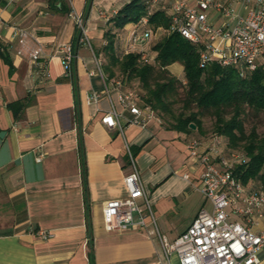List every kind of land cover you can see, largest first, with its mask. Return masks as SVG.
Here are the masks:
<instances>
[{"label":"crops","instance_id":"crops-1","mask_svg":"<svg viewBox=\"0 0 264 264\" xmlns=\"http://www.w3.org/2000/svg\"><path fill=\"white\" fill-rule=\"evenodd\" d=\"M22 2L15 0L0 9V264H167L158 238V243L149 240L145 230L109 234L102 228L104 204L127 195L123 182L130 171L127 149L130 155L134 152L154 219L153 225L139 201L148 231L158 232L157 216L159 235L173 242L182 234L172 238L162 219L191 185L190 178L178 177L171 167L151 171L155 158L144 150L154 143L150 152L160 145L167 152L176 141L186 147L195 132L177 133L155 122L144 129L129 125L132 116L121 108L112 81L106 83L108 95L103 94V77L95 66L102 55L103 32L108 19L129 0H44L38 8L44 16L28 13ZM173 2L169 0L168 6ZM196 2L188 0L191 6ZM216 3L238 17L259 8L257 0ZM205 15L214 28L230 29L236 20L212 8ZM73 16L80 17L84 30L77 43ZM12 25L24 28L41 46L37 65L16 56ZM159 29L154 31V42L161 37ZM89 39L95 43L96 56L85 49L86 45L91 50ZM60 44L74 48L68 79L62 77L56 54ZM167 70L174 77L182 76L179 64ZM92 93L98 95L96 104L87 103ZM111 105L120 117V129L108 130L100 123ZM188 164L200 183L201 169L189 160ZM206 203L204 199L198 211ZM39 233L51 237L43 241ZM258 257L264 264V247ZM171 264H178L174 256Z\"/></svg>","mask_w":264,"mask_h":264},{"label":"built area","instance_id":"built-area-1","mask_svg":"<svg viewBox=\"0 0 264 264\" xmlns=\"http://www.w3.org/2000/svg\"><path fill=\"white\" fill-rule=\"evenodd\" d=\"M14 1L0 0V9ZM251 1L243 0V4H250ZM168 2H147L146 16L127 29L124 55L138 53L144 63H154V56L148 53L146 46L154 39L156 31L149 28L148 17L161 11L169 20L168 29H159L162 34L175 33L193 45L203 46L199 68L214 63L223 68L236 69L241 78L257 69L258 60L264 53L263 0H257L259 8L249 10L244 17L235 16L233 11L222 8L216 0H197L195 6L185 0H174L171 6H168ZM210 8L228 19H236L234 26L230 29L212 27L205 15ZM72 20L79 31L78 41L82 40L84 30L81 19L73 16ZM10 38L16 45V56H25L33 64H38L42 48L28 31L12 25ZM56 54L61 63L62 77L70 78L74 58L72 45H58ZM95 66L99 72L98 61H95ZM101 80L103 94L107 96L106 83L103 78ZM112 84L121 108L132 116L129 125L141 129L151 122L161 125L160 119L150 107L139 105L134 92L122 90L120 81ZM97 99L98 95L92 93L87 103L96 104ZM119 118L111 105V109L101 117L100 123L108 130L120 129ZM186 149L189 162L194 168L201 169L198 191L211 208L209 211L200 210L186 231L171 243L157 233L167 264H171L173 256L178 264H259L258 254L264 247V191L251 189L235 177L234 170L246 162L245 157L240 152L228 150L225 139L219 135H212L202 141H190ZM127 153L130 171L123 179L127 195L123 199L104 204L101 211L102 228L106 233L145 230L147 236L151 237L156 233L146 229V216L139 205V201H142L154 225L148 197L128 149ZM35 161L39 162L40 156ZM183 178L189 179L188 175ZM38 236L43 241L51 237L47 233H39Z\"/></svg>","mask_w":264,"mask_h":264},{"label":"trees","instance_id":"trees-1","mask_svg":"<svg viewBox=\"0 0 264 264\" xmlns=\"http://www.w3.org/2000/svg\"><path fill=\"white\" fill-rule=\"evenodd\" d=\"M148 1L131 0L108 19L109 26L102 36L104 44L99 50L105 59L100 69L105 75L102 76L104 82L117 78V72L123 86L132 80L137 81L141 90L137 95L139 105L150 107L159 118L169 117L168 129L177 133H200L201 117L205 113L211 114L215 118L214 133L225 139L228 150L240 152L246 159L244 164L235 168V177L245 186L254 180L262 181L264 135L259 137L254 128L246 134L242 117L246 109L264 114V68L257 63V69L243 78L239 77L236 69L223 68L214 63L199 68L203 46L193 45L175 33L162 34L153 43L151 52L148 50L154 56L153 64L144 63L138 53L124 55L128 31L125 26L136 24L146 16ZM69 12L67 10L66 14ZM148 26L153 32L159 27L166 30L169 27L168 17L164 12L156 11L148 17ZM78 39L77 29L75 43ZM91 52L94 56L98 54L92 48ZM174 64L182 67L183 82L167 70ZM183 85L181 108L175 114L173 107L178 97V86ZM12 106L9 109L15 115ZM227 110L231 113L229 118H226ZM191 125L195 127L194 131ZM241 142L244 143L243 148H237ZM131 155L134 157V152L131 151Z\"/></svg>","mask_w":264,"mask_h":264},{"label":"rangeland","instance_id":"rangeland-1","mask_svg":"<svg viewBox=\"0 0 264 264\" xmlns=\"http://www.w3.org/2000/svg\"><path fill=\"white\" fill-rule=\"evenodd\" d=\"M41 1L44 0H23L21 3V8H25L28 13L30 14H36L40 13L41 11L38 10L39 4ZM130 1V0H129ZM188 1V0H185ZM45 11V10H44ZM45 12H41L39 16H44ZM47 13V12H46ZM76 27V26H75ZM90 47L95 50V43L93 40L88 41ZM154 41H150L148 45L146 46L147 50L151 52V47L153 45ZM103 46V45H101ZM85 49L88 52V54H91V50L85 45ZM99 62V70L102 68V66L105 63L104 57L101 55L100 58H98ZM258 66H262L264 68V53L258 60ZM118 76L114 80H112V83L114 81H120L121 76L116 73ZM102 76H105L104 74L101 73ZM179 81L183 82L182 76L181 77H175ZM184 84V83H182ZM125 87L127 90H131L134 92L135 96L140 95V87L137 81L132 80L130 82H127ZM178 97L176 104L173 107L174 113L177 114L180 111L181 108V99L183 98V90H184V85L178 86ZM138 98V97H137ZM192 111H195L194 109H191ZM231 115L230 111L227 110L226 112V118H229ZM158 117V116H157ZM159 118V117H158ZM161 121V126L164 127L165 129H168V126L170 125V118L165 117V118H159ZM243 124H244V130L246 134H249L252 130V128L255 129L256 134L259 137H262L264 135V114L259 113V112H254L252 110H247L244 116L242 117ZM214 123H215V118L209 114L205 113L201 117V124H202V131L200 133L195 132V136H190L188 139L189 141H202L206 140L208 137L212 135H216L214 133L213 128H214ZM187 142V144H188ZM244 143L241 142L239 145H237V148H243ZM152 146L155 147V144L153 143L150 145L145 152H148L151 156L155 158L154 164L151 168V171H156L159 170L161 171L164 167H171L173 171L176 170V174L178 177H183L184 175H188L190 178L191 185H187L186 187V195L185 197H180L177 198L173 201L174 207L173 210L170 211L165 218L162 219V222L164 223V227L167 232L172 233V238L176 237L177 234L183 233L186 231V229L190 226L189 224L192 223L193 221V215L198 211L202 203H204V199L199 193L198 189L200 187V183L197 181L198 175L194 176L192 175L190 169L188 166V150L186 147L183 145V143L176 141V143L171 147L172 149H169V151H165V148L160 145V147L154 152H150L152 150ZM159 146V145H158ZM251 189L255 190H263L264 191V178L262 181L260 180H254L248 185ZM204 210L209 211L210 205L208 203L205 204ZM200 211V210H199ZM198 211V212H199ZM197 212V213H198ZM158 228V232L162 233L161 230L159 229V219L157 216H154ZM193 218V219H192ZM192 220V221H191ZM191 221V223H190ZM156 233L154 236L148 237L149 240L157 241V231L154 230ZM109 234H115V233H109ZM171 243V241H169Z\"/></svg>","mask_w":264,"mask_h":264},{"label":"water","instance_id":"water-1","mask_svg":"<svg viewBox=\"0 0 264 264\" xmlns=\"http://www.w3.org/2000/svg\"><path fill=\"white\" fill-rule=\"evenodd\" d=\"M87 6H88V5H87ZM190 128H191L192 130H194V129H195V127H194L193 125H191V126H190Z\"/></svg>","mask_w":264,"mask_h":264}]
</instances>
